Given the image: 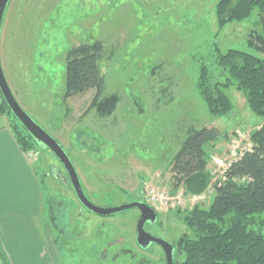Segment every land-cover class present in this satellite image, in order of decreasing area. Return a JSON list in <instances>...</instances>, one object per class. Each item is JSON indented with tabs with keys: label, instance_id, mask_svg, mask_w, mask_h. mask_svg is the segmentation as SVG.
<instances>
[{
	"label": "rangeland",
	"instance_id": "obj_1",
	"mask_svg": "<svg viewBox=\"0 0 264 264\" xmlns=\"http://www.w3.org/2000/svg\"><path fill=\"white\" fill-rule=\"evenodd\" d=\"M218 2L11 0L2 25V60L10 88L32 119L62 144L90 201L101 208L130 204L141 182L145 199L172 198L168 206H152L158 219L146 230L173 244L174 252L181 236L190 233L180 216L195 206H211L225 184V167L251 149L252 133L263 124L234 88L227 91L234 109L224 117L211 116L197 93L192 54L197 45L209 47L215 41ZM256 19L219 32L221 50L264 58L248 43L251 33L260 31ZM96 41L104 43L108 54L114 52L112 60L100 64L105 94L120 98L106 116L97 111L95 90L64 100L68 52ZM0 119L21 127L1 97ZM189 126L220 132L207 148L211 182L201 201L186 194L170 172ZM29 153L43 182L45 210L51 203L55 208L59 264H167L159 245L138 246V209L109 217L89 212L72 185L55 178V171L67 174L50 150L36 147ZM179 194H184L181 204L173 200Z\"/></svg>",
	"mask_w": 264,
	"mask_h": 264
},
{
	"label": "trees",
	"instance_id": "obj_2",
	"mask_svg": "<svg viewBox=\"0 0 264 264\" xmlns=\"http://www.w3.org/2000/svg\"><path fill=\"white\" fill-rule=\"evenodd\" d=\"M255 15L254 25L260 31L252 32L248 43L264 54V0H219L215 41L209 47L197 45L192 54L198 72L197 93L211 116L224 117L233 111L227 91L234 88L263 124L252 133V148L227 170L225 184L216 192L211 206H195L180 216L190 233L182 235L177 243L175 264H264V58L237 49L223 52L217 42L219 32L228 25L247 22ZM113 57L114 52L108 54L102 41L73 47L67 54L64 100L95 90L98 113L111 115L120 98L118 94H105L106 79L100 64ZM0 97L12 114L1 93ZM11 128L24 152L39 147L22 125ZM219 138L216 128H186V138L170 170L186 194L200 196L210 186L207 148ZM54 212L51 203L48 215L53 226Z\"/></svg>",
	"mask_w": 264,
	"mask_h": 264
},
{
	"label": "crops",
	"instance_id": "obj_3",
	"mask_svg": "<svg viewBox=\"0 0 264 264\" xmlns=\"http://www.w3.org/2000/svg\"><path fill=\"white\" fill-rule=\"evenodd\" d=\"M0 52L3 65L2 34ZM29 154L0 119V264H59L61 250Z\"/></svg>",
	"mask_w": 264,
	"mask_h": 264
},
{
	"label": "water",
	"instance_id": "obj_4",
	"mask_svg": "<svg viewBox=\"0 0 264 264\" xmlns=\"http://www.w3.org/2000/svg\"><path fill=\"white\" fill-rule=\"evenodd\" d=\"M11 0H0V39L4 16ZM0 93L9 107L12 114L19 121L26 132L34 139L39 147L46 148L58 159L66 171L67 176L55 171V178L64 184L70 183L75 191V194L80 204L89 212L102 217L114 216L131 209H138L141 213V218L137 226V244L143 249H147L150 245H159L166 257L167 264H175V246L170 242L150 234L146 230V224H155L158 219L157 212L145 202L144 197V182H141L139 188L134 192L136 200L130 204L114 207L101 208L96 206L87 197L79 174L70 156L62 146V144L51 136L43 127H41L32 117L20 106L15 98L7 78L4 73L1 52H0Z\"/></svg>",
	"mask_w": 264,
	"mask_h": 264
},
{
	"label": "built area",
	"instance_id": "obj_5",
	"mask_svg": "<svg viewBox=\"0 0 264 264\" xmlns=\"http://www.w3.org/2000/svg\"><path fill=\"white\" fill-rule=\"evenodd\" d=\"M252 148V147H251ZM249 151V150H248ZM242 156V155H241ZM241 156H237L234 161H230L229 164H227V166L225 167L224 169V173L226 174L227 170L231 167L232 163L235 162L238 158H240ZM220 162V161H219ZM216 164H218V162L215 161ZM205 194V193H204ZM206 195V194H205ZM205 195H200V196H192L191 198H193L194 201H201V200H205ZM183 196L184 194H179V196L176 198V199H173V200H176L178 203H183ZM167 200L164 202V201H160V199L156 198V197H152V198H147L145 199V202L146 204H148L150 207H154L155 205H158L159 203L160 204H163V205H166L168 206L169 205V201L172 200V198L170 199L169 197L166 198ZM152 207V208H153ZM154 209V208H153ZM155 210V209H154Z\"/></svg>",
	"mask_w": 264,
	"mask_h": 264
},
{
	"label": "flooded vegetation",
	"instance_id": "obj_6",
	"mask_svg": "<svg viewBox=\"0 0 264 264\" xmlns=\"http://www.w3.org/2000/svg\"><path fill=\"white\" fill-rule=\"evenodd\" d=\"M146 226H147V224H146ZM146 228V227H145ZM153 235V234H152Z\"/></svg>",
	"mask_w": 264,
	"mask_h": 264
}]
</instances>
